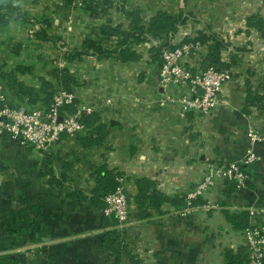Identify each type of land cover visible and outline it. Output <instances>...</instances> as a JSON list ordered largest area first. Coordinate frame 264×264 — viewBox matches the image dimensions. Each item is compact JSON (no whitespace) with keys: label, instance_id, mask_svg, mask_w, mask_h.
I'll list each match as a JSON object with an SVG mask.
<instances>
[{"label":"crops","instance_id":"1","mask_svg":"<svg viewBox=\"0 0 264 264\" xmlns=\"http://www.w3.org/2000/svg\"><path fill=\"white\" fill-rule=\"evenodd\" d=\"M11 1L31 22L0 23V68L16 71L18 79L37 92L41 78L52 80L55 69H68L77 79L73 92L79 107L99 112L107 134L93 147H85L79 139L88 130L64 134L46 153L0 135V256L16 257L20 264H116L118 257L104 244L114 218L105 213L103 200L95 198L94 172L100 166L124 174L128 181L131 224L122 230L125 249L117 264H226L227 249L247 248L244 231L233 227L225 211L259 203L264 144L261 160L251 165L255 189L228 191L233 182L220 178L199 200L218 207L189 215L181 210L209 163L240 159L249 143L250 126L264 134L263 111L246 100L248 89L264 94V44L249 38L254 28L247 23L250 16L263 15L264 1L167 0L175 12L188 16L174 39L184 38V31L191 38L200 31L213 32L228 44L222 51L224 62L230 64L238 56L226 90L230 105L208 115L184 112L178 103L166 100L158 82L160 59L155 57L154 41L134 44L141 55L137 61L93 54L71 61L67 57V50L105 38L104 28L131 30L133 14L147 26L166 0H84L81 6L73 0ZM41 27L58 42L38 38ZM248 41L253 47L262 46L259 52L236 44ZM29 42L52 54L35 53ZM207 51L208 45L193 53L186 65L201 71ZM243 60L250 62L246 65ZM21 66L25 70L20 72ZM8 92L13 106H47L42 100L34 104L18 100ZM168 93L179 96L187 89L171 87ZM140 183L150 186L151 197L156 191L165 198L159 207L149 199L147 204L153 205L142 212L136 201ZM24 210L29 223L20 234L17 222L25 219Z\"/></svg>","mask_w":264,"mask_h":264},{"label":"built area","instance_id":"2","mask_svg":"<svg viewBox=\"0 0 264 264\" xmlns=\"http://www.w3.org/2000/svg\"><path fill=\"white\" fill-rule=\"evenodd\" d=\"M75 3L81 0H73ZM188 35L184 32V37ZM175 38L174 47L162 51L158 82L166 91L167 101L178 103L184 112H197L208 115L220 106H229L226 90L233 79L232 68L209 66L194 72L186 65L193 51L207 45L199 41L182 42ZM171 87L187 89V93L173 96L168 93ZM76 94L70 90H60L48 106L27 109L9 103L7 89L0 79V135L6 134L20 140L21 144L38 151H46L58 142L63 134L77 135L86 130L80 121L82 111L92 109L79 107L77 113L65 112V107L74 104ZM62 118V119H60ZM248 146L243 156L225 164L209 163L204 177L187 194L186 207L182 214L218 207L214 203H201L199 200L220 178L235 182L238 190L247 188L249 175L241 168L242 164L253 165L261 160L260 144H264V134L255 126L248 128ZM117 186L105 198V213L115 216L120 230L131 224L128 181L125 175L116 176ZM252 219L250 227L244 230L249 255V264H264V207L256 205L245 208Z\"/></svg>","mask_w":264,"mask_h":264},{"label":"trees","instance_id":"3","mask_svg":"<svg viewBox=\"0 0 264 264\" xmlns=\"http://www.w3.org/2000/svg\"><path fill=\"white\" fill-rule=\"evenodd\" d=\"M133 16H135V24H133L131 30L121 29L120 26L104 28L103 33L106 36L105 38H102L100 41L88 40L84 43L82 49L67 50L66 53L68 59L71 61L76 57H80L82 54H93L99 58L111 57L122 62L137 61L140 59L141 55L136 50L134 44L144 40H151L154 41L153 49L155 51V57H158L161 61L162 51L175 46L173 41L174 37L177 35L179 29L185 25L188 19V16L183 13L174 14L160 10L151 18L149 24L144 26V24L139 22L140 20L137 18V15L133 14ZM12 20L31 22V18L28 14L20 11L11 0H0V23L6 24ZM247 23L250 28L258 29L262 36H264L263 16H250L247 19ZM36 36L40 39L53 40L55 43L58 42V38L50 36L47 33V29L42 27L37 30ZM190 41H199L202 44L208 45V51L203 59L202 69L209 66L231 68L232 64L238 59L237 54H235V57L230 64L222 60V51L225 48H228V44L213 32L204 33L203 31H200L195 38L186 36L182 39V42ZM235 52L237 53V51ZM24 70L25 68L23 66L18 68V71L20 72ZM0 79L7 89L8 96V91L11 90L18 100L27 99L29 103L32 104L42 100L47 106L52 102L54 95L58 91H73V85L77 82L76 77L72 76L68 69L60 68L54 70L52 80L44 77L40 79L42 83L40 92H37L36 88L32 86L25 85L23 81L18 79L16 71H5L0 68ZM246 100L249 105L258 106L263 111L264 116V94H259L258 92L248 89ZM64 109L65 112L68 113H77L79 111L78 100L76 99L74 104L68 105ZM80 121L84 124L86 130H88L85 135H83V133L79 134L80 136L82 135L79 138L82 145L85 147H93L103 143L107 134V128L104 124L100 123L101 115L99 112L93 111L89 113L82 111L80 113ZM63 135L61 137H63ZM43 152L46 153L48 150ZM251 167L252 166L250 165H241L242 170L249 175L247 187L251 186L255 189L253 183L254 173L251 171ZM94 174L96 180L95 198L97 200L102 199L103 206L105 207V196L114 191L117 186L116 176L124 174L117 172L114 173L113 170L108 169L106 166L98 167ZM232 188H237L235 182L230 184L228 191L232 190ZM149 189L150 186L140 183V191L136 196V201L142 212L149 206L153 205V203L152 205L147 204L149 199H152L154 202V207H159L161 201L165 199L163 196H158L156 191H154V196L151 197L147 194ZM259 197L260 201L257 206L264 207V188L260 190ZM23 213L25 219H19L17 222V229L20 234H25L29 223V213L26 210H24ZM225 215L226 219L236 230L244 231L250 227L252 223L251 215L245 208L240 211L226 210ZM112 217L114 218V226L112 230L107 232L104 238V244L112 251V254H114L116 258L118 257L116 261L117 264L122 259L123 251L125 249V240L122 230L118 227L116 217ZM0 264H20V261L16 257L4 254L0 256ZM226 264H249L248 249L240 248L237 252H234L232 249H227Z\"/></svg>","mask_w":264,"mask_h":264},{"label":"rangeland","instance_id":"4","mask_svg":"<svg viewBox=\"0 0 264 264\" xmlns=\"http://www.w3.org/2000/svg\"><path fill=\"white\" fill-rule=\"evenodd\" d=\"M83 1L84 0H81V5H83ZM264 1V0H263ZM164 3L163 4H161V6H163L162 8H161V10H164V11H167V12H170V13H174V14H179V12L177 13V12H175L174 11V4L172 3V2H168L167 0L166 1H163ZM80 4V1H78L77 3H74V5L76 6H78ZM80 5V6H81ZM160 7V6H159ZM166 9V10H165ZM184 9V11H182V12H186L185 10H186V8L184 7L183 8ZM254 15H259V16H264V13H263V15H261L260 13H258V14H254ZM249 27V26H248ZM185 32V31H184ZM248 35H249V38H252V37H254L253 38V40H254V42H255V44H264V36H262V34H261V32L258 30V29H256V28H254L253 30H249V32H248ZM256 36V37H255ZM222 37V36H221ZM226 39H228V38H226ZM29 44H31L30 46V49H32V50H35V53H44V54H46L45 56H49L50 54H52L51 53V51L52 50H50V51H48L47 49L45 50V49H43V48H41V51H39V48H37L38 49V51H37V49L35 48V46H33V43H31V42H29ZM237 44V46L239 47L240 46V48H241V46H242V48H245L247 51H251L252 52V50H254L253 48L255 47L256 48V51L257 52H259V47H262V46H258V45H256V46H254L253 47V45L251 44H249V41L244 45H242L241 43L239 44V43H236ZM248 44L250 45L249 46V48H248ZM204 48H201V49H199L198 51H193V53H196V52H200V51H202ZM43 50H45L44 52H43ZM55 51V50H54ZM49 52V53H48ZM262 52H264V51H262ZM49 55H48V54ZM255 53H252L251 55H254ZM240 61V60H239ZM238 61V62H239ZM243 62H244V64H248L250 61H248V60H243ZM249 140V139H248Z\"/></svg>","mask_w":264,"mask_h":264},{"label":"water","instance_id":"5","mask_svg":"<svg viewBox=\"0 0 264 264\" xmlns=\"http://www.w3.org/2000/svg\"><path fill=\"white\" fill-rule=\"evenodd\" d=\"M60 119H62V118H60Z\"/></svg>","mask_w":264,"mask_h":264}]
</instances>
